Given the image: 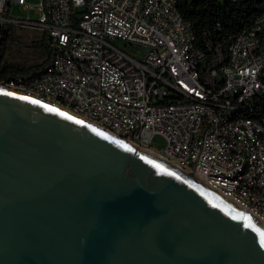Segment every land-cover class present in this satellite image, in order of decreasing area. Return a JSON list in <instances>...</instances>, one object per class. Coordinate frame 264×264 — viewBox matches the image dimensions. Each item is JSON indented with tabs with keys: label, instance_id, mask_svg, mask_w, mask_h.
I'll use <instances>...</instances> for the list:
<instances>
[{
	"label": "built area",
	"instance_id": "2783aa9c",
	"mask_svg": "<svg viewBox=\"0 0 264 264\" xmlns=\"http://www.w3.org/2000/svg\"><path fill=\"white\" fill-rule=\"evenodd\" d=\"M175 4L0 0V42L3 29H37L48 56L37 75L0 78V88L157 155L264 225V1L225 49L214 46L203 77L205 55Z\"/></svg>",
	"mask_w": 264,
	"mask_h": 264
},
{
	"label": "water",
	"instance_id": "95a60500",
	"mask_svg": "<svg viewBox=\"0 0 264 264\" xmlns=\"http://www.w3.org/2000/svg\"><path fill=\"white\" fill-rule=\"evenodd\" d=\"M0 264H264V230L123 142L0 88Z\"/></svg>",
	"mask_w": 264,
	"mask_h": 264
},
{
	"label": "trees",
	"instance_id": "16d2710c",
	"mask_svg": "<svg viewBox=\"0 0 264 264\" xmlns=\"http://www.w3.org/2000/svg\"><path fill=\"white\" fill-rule=\"evenodd\" d=\"M180 15L189 22L194 35L193 44L205 55L200 64V73L206 76L209 69L216 67V56L213 48L220 44L225 49L224 42L241 24L249 22L261 9L264 0H175ZM4 38L0 42V78H10L16 75L35 76L47 64L45 62L24 67L5 61L7 42L11 39V29L1 30ZM46 53L44 35L37 43Z\"/></svg>",
	"mask_w": 264,
	"mask_h": 264
},
{
	"label": "rangeland",
	"instance_id": "374dc122",
	"mask_svg": "<svg viewBox=\"0 0 264 264\" xmlns=\"http://www.w3.org/2000/svg\"><path fill=\"white\" fill-rule=\"evenodd\" d=\"M33 2V0H31ZM10 16H24V11L16 4L10 6ZM31 17H35L29 12ZM12 37L7 42V50L5 61L9 63L19 64L24 67L39 65L47 59V53L37 45L40 42L43 33L37 29L15 27L11 29ZM131 53L140 57L142 49L130 50Z\"/></svg>",
	"mask_w": 264,
	"mask_h": 264
},
{
	"label": "bare ground",
	"instance_id": "6f19581e",
	"mask_svg": "<svg viewBox=\"0 0 264 264\" xmlns=\"http://www.w3.org/2000/svg\"><path fill=\"white\" fill-rule=\"evenodd\" d=\"M63 112V111H62ZM65 114H68L70 115L71 117L77 119L78 121H81L82 123L86 124V125H89L90 127H93L94 129L98 130V131H101L102 133H105L106 135L118 140V141H121L123 142L124 144L128 145L131 149H133L134 151L142 154V155H145L151 159H153L154 161H157L158 163L162 164L163 166L167 167L168 169L178 173L179 175L181 176H184L186 178H188L183 172H181L177 167H175L173 164L161 159L160 157H158L157 155L153 154V153H150V152H147L145 150H141V149H138L137 147H135L134 145L126 142V141H123V140H120L118 139L117 137L105 132L104 130H102L101 128H99L98 126L92 124L91 122L75 115V114H72L70 112H67V111H64ZM224 201V200H223ZM226 202L227 204H229L230 206L234 207L235 209H237L238 211L242 212L244 215H246L247 217H249L253 222H255L257 225H259L263 230H264V225L260 224L254 217H252L248 212H246L245 210L243 209H240L232 204H230L229 202L227 201H224Z\"/></svg>",
	"mask_w": 264,
	"mask_h": 264
}]
</instances>
